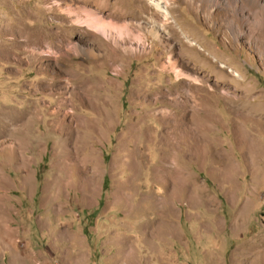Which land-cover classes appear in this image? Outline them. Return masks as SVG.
<instances>
[{"label": "rangeland", "instance_id": "1", "mask_svg": "<svg viewBox=\"0 0 264 264\" xmlns=\"http://www.w3.org/2000/svg\"><path fill=\"white\" fill-rule=\"evenodd\" d=\"M159 1L0 0V264H264V0Z\"/></svg>", "mask_w": 264, "mask_h": 264}, {"label": "bare ground", "instance_id": "2", "mask_svg": "<svg viewBox=\"0 0 264 264\" xmlns=\"http://www.w3.org/2000/svg\"><path fill=\"white\" fill-rule=\"evenodd\" d=\"M215 1L218 3V0H215ZM164 3L167 5L166 8H164V6H163ZM171 5H172L171 3H167V2H165L163 0H160L155 5L159 16L165 21V23L164 24H157L156 26H153L152 27L153 29H152V32H151V36H153L154 39H156L157 41L160 42L164 38V34L171 35V37L176 38L177 40H179L180 43H182V46H185L187 48V51L184 52V53H187L189 56H191L193 58L194 57L196 58V60L191 58V61L194 60L196 62L197 59L200 58L199 59L200 63H202L205 67H207V66L209 67V65L212 66L211 60L209 58H205L204 54L198 52L197 46L194 44L193 40L191 39V37H193L192 36L193 34H191L192 32L189 33L190 32V31L188 32L189 29L186 26H184V25H182L181 27L178 26L180 22H179V19L176 16L177 9L175 7H172ZM190 9H194V8H190ZM76 20H77V22L79 24H81V26L82 25L86 26L87 29L90 32H94L97 35L99 34L100 37L102 36L103 39L108 40V41L111 40L112 38H114L116 41H117V39L124 40L125 39L124 37H127V36L129 37V35H131V32H130L131 30L129 29V27H127V26L117 27L116 25L108 24L106 22V20L104 18H102V16L94 14L93 12H90V11L89 12H81V13L79 12V13H77ZM255 22H258V21H255ZM164 28L168 29V31H166ZM165 31L168 32V33H166ZM161 32H163V33H161ZM185 33H188L190 36H188V34L186 35ZM181 35H183V36L186 35L185 38L189 42L187 46H186V43L183 42V40L181 38ZM110 42H112V41H110ZM139 42H140V40H139ZM91 54H92V56L94 55L93 53H91ZM197 55H199V56H197ZM109 57H110V59L112 58L111 53H109L107 55L106 59H109ZM169 67L171 69H173V71L177 74V76L179 75L178 69H177L175 64L170 62V66ZM207 69H209V68H207ZM223 73L220 72V73L216 74L218 80H220L222 84L225 83ZM186 108H187V105H184L183 109L186 110ZM162 110H164L163 118H165V119L166 118H168V119L172 118V120H173V113L174 112H172L169 108H165V109H162ZM29 117L30 116H24V115H21V114H14V113L13 114L11 113V114H6V115H1L0 116V130L4 133L3 136L6 137V140H9V138L12 137L13 135L20 133L22 131L23 127L25 126V123H27L29 121V120H26ZM32 118L33 117H31V119ZM177 123L178 122H176V127L180 128V126L177 125Z\"/></svg>", "mask_w": 264, "mask_h": 264}]
</instances>
